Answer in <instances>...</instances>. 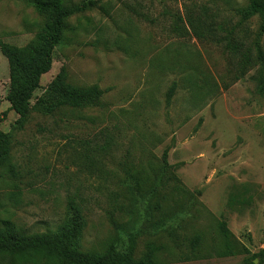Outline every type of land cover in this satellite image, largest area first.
<instances>
[{
	"label": "rangeland",
	"instance_id": "1",
	"mask_svg": "<svg viewBox=\"0 0 264 264\" xmlns=\"http://www.w3.org/2000/svg\"><path fill=\"white\" fill-rule=\"evenodd\" d=\"M196 1L228 14L249 0ZM100 2L69 21L73 31L54 50L30 102L63 71L72 86L101 91L97 107L32 113L22 131L13 130L18 116L6 101L0 51V131L10 135V158L0 168V228L55 231L76 205L85 222L83 252L124 249L136 260L154 253L160 264H264L257 257L264 250V96L252 73L223 91L230 79L222 50L169 33L185 0ZM141 12L155 24L139 19ZM42 19L23 0H0V43L28 46ZM247 29L254 34L257 20ZM197 68L220 87L204 100L186 83ZM129 178L143 181L141 196L159 179L165 189L148 206L134 203L122 185ZM221 223L233 247L226 257L212 251L224 244ZM197 236L204 242L194 248Z\"/></svg>",
	"mask_w": 264,
	"mask_h": 264
},
{
	"label": "trees",
	"instance_id": "2",
	"mask_svg": "<svg viewBox=\"0 0 264 264\" xmlns=\"http://www.w3.org/2000/svg\"><path fill=\"white\" fill-rule=\"evenodd\" d=\"M44 20L43 27L34 41L18 49L0 43V51L7 61L9 86L6 101L9 111L18 116L13 130L22 131L29 122L32 113L40 116H52L63 108L87 109L100 105L102 93L97 87L80 88L69 84L61 71L48 85L44 93L33 106L30 102L39 89L40 80L52 67L54 50L64 41L66 34L72 32L69 21L87 11L96 9L100 0H23ZM183 13L171 15L169 33L177 39L193 38L201 44L219 47L227 56L229 84H223L227 90L232 84L242 81L249 73L256 94L264 96V0H249L248 5L228 11L221 10L211 1L200 4L196 0H185ZM100 9V8H99ZM139 19L155 24L141 12ZM257 20V30L250 34L248 23ZM194 98L204 100L209 94L217 93L219 86L210 73L200 68L191 69L186 76ZM5 112L3 119L6 117ZM2 121V119L0 120ZM10 158V135L0 131V168ZM163 168L168 169L167 152L162 156ZM0 181L4 178L0 176ZM158 186L151 187L147 195H140L143 181L129 178L126 186L127 200L148 206L159 191L165 189V181L159 179ZM124 199V198H123ZM85 222L76 205H70V211L64 226L45 234L26 235L8 223L0 228V264H160L154 253L142 259L132 258L130 252L110 248L102 252H83L81 239ZM219 247L212 248L214 254L226 257L233 254L231 234L224 223L219 224ZM201 236L194 238L193 247L203 246ZM263 259L264 250L257 256ZM246 264H254L249 262Z\"/></svg>",
	"mask_w": 264,
	"mask_h": 264
},
{
	"label": "water",
	"instance_id": "3",
	"mask_svg": "<svg viewBox=\"0 0 264 264\" xmlns=\"http://www.w3.org/2000/svg\"><path fill=\"white\" fill-rule=\"evenodd\" d=\"M255 264V263H254Z\"/></svg>",
	"mask_w": 264,
	"mask_h": 264
}]
</instances>
